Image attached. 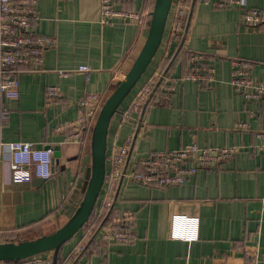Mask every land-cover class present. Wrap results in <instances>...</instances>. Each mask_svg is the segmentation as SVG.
<instances>
[{
	"label": "crops",
	"instance_id": "obj_1",
	"mask_svg": "<svg viewBox=\"0 0 264 264\" xmlns=\"http://www.w3.org/2000/svg\"><path fill=\"white\" fill-rule=\"evenodd\" d=\"M154 2L127 0L125 6L140 11L142 20L103 24L101 0H38V31L56 35L58 42L45 51L39 70L19 68L20 94L5 102L9 113L0 139L52 147V175L0 186V243L37 238L68 221V210L82 192L92 165L94 123L80 140L66 138L69 130L57 128L77 116L78 102L87 93L101 94L103 104L114 90L144 44ZM241 3L264 8V0ZM240 14L239 7L218 8L197 0L183 54L167 75L170 83L176 80L174 89L167 93L160 86L150 100L126 172L139 168V159L151 151L192 141L242 149L179 185L142 184L126 174L111 220L128 218L137 234L135 241H104L100 231L91 239L95 229H80L62 245L57 264L68 259L69 264H264V150L259 149L264 137L257 135L264 130V100L246 101L231 84L234 58L253 61V76L264 79V26L248 27ZM171 16L157 54L110 120L106 168L113 144L134 137L141 113L133 109L136 94L162 70L175 47ZM194 52L214 64V81L185 77ZM82 64L91 71L59 73ZM49 84L63 90V98L55 103H49ZM238 122L249 126L238 129ZM174 230L191 237L174 236ZM78 246L82 249L74 255ZM43 253L51 263L54 250Z\"/></svg>",
	"mask_w": 264,
	"mask_h": 264
},
{
	"label": "built area",
	"instance_id": "obj_2",
	"mask_svg": "<svg viewBox=\"0 0 264 264\" xmlns=\"http://www.w3.org/2000/svg\"><path fill=\"white\" fill-rule=\"evenodd\" d=\"M126 1L101 0L100 21L103 24H108L114 19L141 21L142 13L125 6ZM201 1L211 3L218 8L239 7L242 24L248 27L264 26V8L243 7L241 0ZM189 9L190 1L173 0L171 8L173 11L170 14H172V40L175 43L180 42L185 28L184 19ZM40 18L38 0H0V128L9 113L6 100L16 98L20 94L19 68L25 66L30 70H39L43 64L45 51L58 42L56 35L38 31ZM253 68L254 62L251 60L232 59L231 84L234 91L242 94L246 101H261L264 100V79H256L253 76ZM78 71L89 73L91 67L82 64L76 68L59 70V73L62 76H71ZM162 72L161 70L153 74L138 91L133 101L135 111L142 109ZM215 72L214 64L203 61V55L194 52L190 56L185 77L212 82L216 79ZM173 82L174 79L171 83L168 81L166 74L160 86L169 93L174 89L176 80ZM46 92L49 103H55L63 98V90L58 84H49ZM101 106V94L87 93L78 102L77 116L59 125L57 130H69L66 138L80 140L86 127L95 123ZM248 126L247 122L237 123L238 129H246ZM257 135L264 137V130H259ZM132 140V134L128 135L122 145L113 144L111 148L109 168L101 189V200L96 206V215L100 218H103L111 207L120 179L126 174L142 184L158 187L179 185L200 169L216 167L233 158L242 149L240 145L201 146L196 141H192L177 148L151 151L147 156L139 159V168H133L127 173V169L124 171V166ZM259 149L264 150V144H260ZM53 154L52 147H37L33 142L25 140L0 139V186L7 182H27L33 177L50 178ZM100 233L102 240L109 242L132 243L137 237L132 222L122 216H118L115 220H107ZM173 235L191 237L180 230H174ZM81 249L82 246H78L74 255ZM69 263L70 259L64 264ZM20 264L51 263L41 253L21 259Z\"/></svg>",
	"mask_w": 264,
	"mask_h": 264
},
{
	"label": "water",
	"instance_id": "obj_3",
	"mask_svg": "<svg viewBox=\"0 0 264 264\" xmlns=\"http://www.w3.org/2000/svg\"><path fill=\"white\" fill-rule=\"evenodd\" d=\"M196 2L197 0H191L186 25L180 42L177 46L176 52L172 59L169 61L168 65L163 70L162 74L158 78L156 84L154 85L152 91L150 92L148 98L145 100L142 106L137 128L124 166V171H126L128 167L131 153L136 141L137 133L142 124V119L146 108L153 95L155 94L156 90L161 85L164 76L168 73V70L172 65L176 55L183 47ZM172 4L173 0H155L153 9L151 11L148 33L144 44L142 45L138 55L136 56L129 70L125 73L123 78L117 81L116 87L105 99L100 108V111L97 115L93 127V157L92 165L89 169V176L85 181L82 192L79 194L74 204L68 210V221L56 230L50 233L43 234L37 238L0 243V260H18L30 257L32 255L41 254L48 250H54V255L51 264H57L58 254L62 245L66 241H68L75 233H77L88 221L96 207L99 195L101 193V189L104 185L106 178L107 134L110 120L115 114V112L118 111L121 102L134 88V86L137 84L147 67L150 65L154 56L157 54V51L160 47L165 33L167 20L170 15ZM122 181L123 176L121 177L120 182L118 184V188L115 193L111 207L108 209L98 226L95 228L91 239H94V237L97 235V233L104 226V224L112 214Z\"/></svg>",
	"mask_w": 264,
	"mask_h": 264
},
{
	"label": "trees",
	"instance_id": "obj_4",
	"mask_svg": "<svg viewBox=\"0 0 264 264\" xmlns=\"http://www.w3.org/2000/svg\"><path fill=\"white\" fill-rule=\"evenodd\" d=\"M184 1H190V2H191V0H184ZM186 21H187V17L184 19V27H185V25H186ZM178 44H179V42L175 43V47H174L173 51L170 53V55L168 56V58L165 59V62L162 64V67H161L162 71L165 69V67L168 65L169 61H170V60L172 59V57L174 56ZM182 52H183V48L181 49V52H178V54L176 55L175 60L173 61V63H172V65H171L170 69L168 70L167 75H171V73H172V68H173V64H174L175 61H177V60L179 59V57L183 54ZM158 90H160V87L158 88ZM107 166H108V165H107ZM107 172H108V167H107ZM107 172H106V174H107ZM100 200H101V193H100V195H99L98 202H97L96 206L98 205V203H99ZM111 218H112V216L108 219V221H109ZM101 219H102V218H100V217H98V216L96 215V207H95V209H94V211L92 212L90 218L88 219V221L84 224V226H83L81 229L86 230V229L89 228V227H90V228L92 227L93 229H95V228L98 226V224L100 223ZM42 254L44 255V253H42ZM14 260H15V259H7V260H0V261H8V262H10V261H14ZM18 260H21V259H18Z\"/></svg>",
	"mask_w": 264,
	"mask_h": 264
},
{
	"label": "rangeland",
	"instance_id": "obj_5",
	"mask_svg": "<svg viewBox=\"0 0 264 264\" xmlns=\"http://www.w3.org/2000/svg\"><path fill=\"white\" fill-rule=\"evenodd\" d=\"M95 121H96V119H95Z\"/></svg>",
	"mask_w": 264,
	"mask_h": 264
}]
</instances>
